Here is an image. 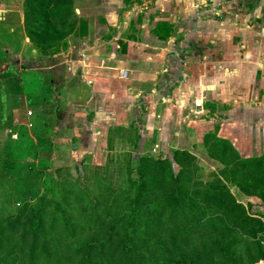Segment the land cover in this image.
I'll list each match as a JSON object with an SVG mask.
<instances>
[{
  "label": "rangeland",
  "instance_id": "374dc122",
  "mask_svg": "<svg viewBox=\"0 0 264 264\" xmlns=\"http://www.w3.org/2000/svg\"><path fill=\"white\" fill-rule=\"evenodd\" d=\"M1 1L0 234L14 232L11 223L17 225V222L13 221V217L18 216L22 211L30 212V207H36L37 198L34 195L43 190L49 198L61 199L62 209L58 214L60 218L79 220L77 226L79 228L83 226V221H86L96 231L100 219L104 216L117 215L115 213L119 211L120 202H114L112 199L109 203L110 196L106 197L108 192L104 190L119 189L125 186V181L130 178L127 169L130 155L148 154L156 158L162 155L171 156L173 153H170L173 150L171 148L172 131L174 130L180 129L179 137L175 138V145L185 150L190 149L196 154L198 165L204 171V178H207L211 171L219 169L218 163L208 155L206 138H211L208 142L212 144L218 141L217 134L220 132L221 120H200L192 114V109H190L192 102L185 100L189 95L188 88H191V93L198 90L201 94L204 93L192 75L190 78L186 76L180 80L177 87L179 91L171 92L172 95L170 94L169 101L166 103L169 109L172 103L175 106L178 105L180 111L176 112V118L180 120L162 121V128L170 132L162 140V145L165 147L157 143L156 151L151 150L149 153L139 148V133L142 134L143 129L150 136L151 129H144L140 125L145 120H128L125 131L114 127L108 131L112 145L109 152H104L109 150L104 144L98 148L100 154L95 152V156H88L89 146L87 144L90 140L86 138L88 135H85V148L83 149L85 153L81 151L74 153L78 147L72 143L74 132H71V126L74 123L69 120L70 124H66V120L60 119L66 112L69 102L67 92L65 93V88H62L67 83L65 75L60 79L54 70L46 69L50 61H61L70 55L68 54L69 39L66 40L68 46L61 48V51L54 52L55 49H53L54 53H52L47 50L42 55L32 48V44L28 45L24 41V36L27 35L24 29L27 0ZM173 2L176 3L174 6ZM104 3L105 0H75V7L80 9L77 11L79 17L84 18L90 25L92 14L94 15L92 12L98 10L97 8L103 6ZM167 4L171 6L167 7ZM181 5H184V8ZM163 8L165 10L161 12V19L176 20L177 18L185 26L180 34L174 31L172 37L165 40L164 45L168 44V47L160 52L178 54L167 63L170 71L167 72L168 79L165 84H169L172 74L175 76V73L180 72L178 69L189 71L186 64L191 63L199 68L210 65L214 67L218 64L215 59H218L221 51L225 52L226 46L229 53L235 54L232 58L242 57L244 59V56L256 53L254 51L257 49L258 52L264 53V0H163V5L159 6V10ZM9 17L11 21H15V24L22 23L20 29L23 37L20 36V29L10 23ZM161 25L163 30L168 31L169 22L161 23ZM39 28L46 31L47 26L37 27ZM142 31L146 44H154L153 39L155 38L151 37L153 36L152 25L146 26ZM77 37L78 34H74L75 40ZM177 40L182 43H177ZM175 41L177 44H173ZM9 42L11 44H8ZM159 43L162 44V42ZM73 44L75 42L72 39L71 45ZM252 46L255 50L251 49ZM56 56L59 58H55ZM182 65L184 67L180 68ZM60 94L62 97L58 99ZM178 95L179 98H177ZM188 117L189 120H183ZM14 133L17 134L16 138L13 137ZM84 133L85 131L80 132V134ZM105 133L104 130L99 129L96 136L101 138L103 134L105 136ZM136 140L138 141L135 146ZM131 163L136 164L135 161ZM32 164L35 169L29 170ZM45 165L50 167L49 171L52 172L56 181H49L47 174H43L42 181L36 178L37 172L44 170ZM30 173L32 176L29 177L28 188L32 189L28 190L22 182L28 178L27 174ZM256 176L258 178V175ZM27 190L30 192L27 193ZM233 191L241 200L238 188L234 187ZM257 211L259 213L262 209L257 208ZM45 226L48 232L40 239L41 246L36 251L37 257L36 255L33 259L28 257L27 264H80L84 254L77 253L76 248L83 245L94 232L89 234L79 232L81 233L79 240L68 242L65 247L50 241L47 249L51 251L58 249L54 254V259V257L40 254L43 253L41 250H45L42 248L45 238L50 240L52 237V232H49V229L51 230L50 221L45 222ZM19 235L17 231L15 237ZM66 236L68 238L67 233ZM66 236L61 238L62 242L66 240ZM17 244L20 246L21 241ZM22 245L23 243L20 247ZM75 254H78L77 259L71 260V256ZM58 259L61 260L60 263L55 261ZM256 261L254 264H264V251L257 255Z\"/></svg>",
  "mask_w": 264,
  "mask_h": 264
},
{
  "label": "trees",
  "instance_id": "16d2710c",
  "mask_svg": "<svg viewBox=\"0 0 264 264\" xmlns=\"http://www.w3.org/2000/svg\"><path fill=\"white\" fill-rule=\"evenodd\" d=\"M79 16L75 0H27L25 30L33 48L42 55L47 50L54 53L66 48L69 35L83 34L89 28ZM45 25L46 31L37 29ZM163 29L160 25L159 31H169ZM208 140L207 150L219 169L211 171L207 178L203 177L197 156L189 150L175 149L172 157L130 155V178L125 186L104 190L109 194L105 196H110L109 203L112 199L120 202L119 211L100 219L96 231L86 221L79 228V220L60 218L62 202L57 196L49 198L44 190L35 194L37 206L13 217L17 222L11 223L13 233L0 234V264H27L28 257H37L40 239L48 232L47 221L52 237L45 238V250L39 253L54 259L58 249H47L50 241L65 247L79 240L81 233L94 232L76 248L77 253L84 254L80 264L256 263L257 255L264 251V221L250 213L233 188L244 195L256 193L264 202V157L243 161L226 141L218 139L212 144ZM34 169L33 164L29 166V170ZM49 169L45 165L36 178L41 180L47 174L49 181H56ZM27 175L22 185L30 190L32 173ZM17 231L20 235L16 238ZM64 236L66 240L62 242ZM77 257L75 254L70 259Z\"/></svg>",
  "mask_w": 264,
  "mask_h": 264
},
{
  "label": "crops",
  "instance_id": "0c3cea01",
  "mask_svg": "<svg viewBox=\"0 0 264 264\" xmlns=\"http://www.w3.org/2000/svg\"><path fill=\"white\" fill-rule=\"evenodd\" d=\"M175 4L173 2V6ZM160 5H163V0H105L103 6L92 12L94 15L85 33H77L76 40L74 34L68 36L70 55L61 61H50L47 65L46 69L54 70L58 78L65 75L67 83L62 88L67 92L69 102L60 119L66 120V124H70L69 120L74 123L71 126V132H74L72 143L78 146L74 153H85V135L90 140L87 144L88 156H95V152L99 153V146L104 144L109 148L104 152H109L112 145L108 131L113 127L125 131L128 120H145L140 125L144 129H151L150 136L143 129L142 134L139 133V148L149 153L157 143L162 145L164 137L170 134L162 128V121L180 120L176 118V112L180 111L178 105L172 103L169 109L166 103L171 92L179 91L177 87L180 80L192 75L204 92L203 96L199 90L191 93V88H188L189 95L185 100L192 102L190 109L194 117L221 120L217 136L225 140L241 160L264 157V53L257 49L254 51L256 53L247 55L249 59L245 56L244 59L232 58L235 54L229 53L226 46L225 52L221 51L218 59H215L218 61L215 68L212 65L199 68L189 63L186 64L189 71L178 69L180 72L175 73V76L172 74L169 84H165L167 72L170 71L167 63L178 54L160 52L168 47V44L164 45L165 40L172 37L174 31L180 34L185 26L177 18L161 19V12L165 9L160 11ZM181 7L184 8V5ZM77 11L80 9L76 8ZM165 22H169V31H159L161 23ZM10 23L15 24V21L10 20ZM20 24H15L16 28L20 29ZM149 25H152L154 44H146L142 36V29ZM72 39L75 42L73 45ZM179 40L177 43H182ZM24 41L28 45L32 44L27 35ZM177 43L175 41L173 44ZM16 57L19 59L18 54ZM61 97L60 94L58 99ZM183 120H189V117ZM99 129L106 132L105 136H96ZM84 131V134H80ZM172 135L173 150L170 153L175 149H185L175 145L180 129L172 131ZM13 137L16 138L17 134L14 133ZM256 149L261 150L257 152ZM208 155L211 157L209 151ZM239 195L240 201L249 208L251 214L257 208L262 209L256 212L257 215H252L260 216L264 221L262 199L256 193L244 195L239 192Z\"/></svg>",
  "mask_w": 264,
  "mask_h": 264
},
{
  "label": "built area",
  "instance_id": "2783aa9c",
  "mask_svg": "<svg viewBox=\"0 0 264 264\" xmlns=\"http://www.w3.org/2000/svg\"><path fill=\"white\" fill-rule=\"evenodd\" d=\"M2 1L0 0V5H1ZM2 9L0 8V13H1ZM0 19H1V15H0ZM90 82V81H89ZM153 151H156V146L155 148L153 149Z\"/></svg>",
  "mask_w": 264,
  "mask_h": 264
}]
</instances>
